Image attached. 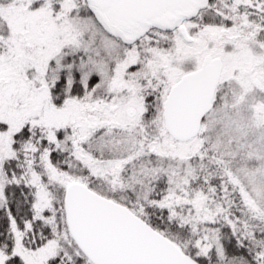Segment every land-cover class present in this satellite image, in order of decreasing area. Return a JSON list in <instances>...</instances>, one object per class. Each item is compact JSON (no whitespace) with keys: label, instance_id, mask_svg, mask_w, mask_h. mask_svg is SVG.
Returning <instances> with one entry per match:
<instances>
[{"label":"snow or ice","instance_id":"obj_1","mask_svg":"<svg viewBox=\"0 0 264 264\" xmlns=\"http://www.w3.org/2000/svg\"><path fill=\"white\" fill-rule=\"evenodd\" d=\"M0 264H264V0H0Z\"/></svg>","mask_w":264,"mask_h":264}]
</instances>
